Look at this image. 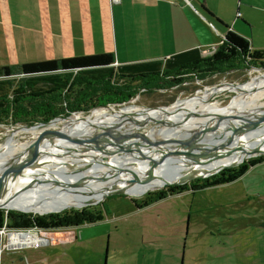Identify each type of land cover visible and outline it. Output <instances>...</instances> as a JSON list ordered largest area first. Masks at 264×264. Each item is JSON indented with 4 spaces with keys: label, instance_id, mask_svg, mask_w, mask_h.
Masks as SVG:
<instances>
[{
    "label": "rangeland",
    "instance_id": "1",
    "mask_svg": "<svg viewBox=\"0 0 264 264\" xmlns=\"http://www.w3.org/2000/svg\"><path fill=\"white\" fill-rule=\"evenodd\" d=\"M263 72L264 66L255 65L242 72L230 71L223 75L215 74L204 80L185 83L181 85L182 88L179 86L151 93L141 91L126 102L103 103L90 108L86 113L78 114L89 118L92 112L103 109L110 112L112 116H116L122 108L132 107V109L148 111L168 107L177 100L181 101L180 109H185L206 88L222 83L231 86L239 85ZM11 78L18 79L17 75ZM234 94L233 91L223 90L208 98V102L217 107H223L228 104ZM254 106L264 109V95L255 101ZM7 121L8 118L4 123ZM4 123H0V145L10 139L15 144L32 142L37 137L35 133L37 130L31 134L18 130L13 135L15 128L24 125L11 126ZM158 123L157 121L143 123L132 131L131 135L135 133L138 136L150 129H159ZM58 128L45 129L42 136L37 137L42 140L40 144L46 141V138L56 139L66 131L62 126ZM97 152L105 154L98 150L83 155V158L99 159ZM259 169H264V166ZM174 185L176 184H164L140 195H124L130 200L137 201L149 192ZM247 185L248 180L241 178L225 185L197 190L192 195L189 190H184L180 193L168 194L160 200L124 214H118L117 210L120 209L117 208L110 216L105 212H99L101 210L99 205L103 200L95 204L68 207L65 209L90 207L87 215L92 214L93 218L102 220L75 227L52 229L57 232L55 235L66 234L68 231L74 232L75 240L61 242L55 246L43 245L36 250H23L24 248L4 250L0 253V264H129L134 263L137 251L139 255L148 256L152 250L161 254L159 257L161 261L158 262L160 264H264V196L241 199L239 196L246 194ZM211 206L217 207L210 209ZM199 207L210 210L196 215L191 214L188 218V211L191 212Z\"/></svg>",
    "mask_w": 264,
    "mask_h": 264
},
{
    "label": "crops",
    "instance_id": "2",
    "mask_svg": "<svg viewBox=\"0 0 264 264\" xmlns=\"http://www.w3.org/2000/svg\"><path fill=\"white\" fill-rule=\"evenodd\" d=\"M228 30L264 49V0H0V66L104 52L113 53L114 66L191 48L208 55ZM262 166L234 180H248L241 199L264 196ZM150 252L137 251L129 264H160L161 254Z\"/></svg>",
    "mask_w": 264,
    "mask_h": 264
},
{
    "label": "trees",
    "instance_id": "3",
    "mask_svg": "<svg viewBox=\"0 0 264 264\" xmlns=\"http://www.w3.org/2000/svg\"><path fill=\"white\" fill-rule=\"evenodd\" d=\"M113 63V53L104 52L0 66V123L7 118L4 124L11 126L45 123L54 118H65L73 112L86 113L99 104L123 103L141 91H164L215 74L242 72L255 65L264 66V49H250L244 37L228 30L222 43L208 55H200L196 48H191L172 53L164 59L120 63L116 66ZM14 74L19 76L18 79L11 78ZM263 160L264 156L254 157L187 184L149 192L137 201L126 198L124 194L113 195L100 203L99 212L110 216L118 208L117 213L124 214L168 194L184 190L192 193L227 184ZM89 208L46 214L0 209V228L5 224L14 229L50 230L102 220L93 218L92 214L87 215Z\"/></svg>",
    "mask_w": 264,
    "mask_h": 264
},
{
    "label": "bare ground",
    "instance_id": "4",
    "mask_svg": "<svg viewBox=\"0 0 264 264\" xmlns=\"http://www.w3.org/2000/svg\"><path fill=\"white\" fill-rule=\"evenodd\" d=\"M223 90L235 92L228 104L223 107H217L215 104L208 102V98L215 96V94ZM263 95L264 72L247 79L239 85L231 86L222 83L218 86L206 88L185 109H180V106L182 107L181 101L177 100L168 107L155 108L148 111L126 107L120 109L116 116H112L110 112L98 109L92 112L89 118L83 117L77 112L66 119L53 120L40 128H15L12 132L13 135L18 130L27 131L30 134L37 130L35 133L38 138L42 136L45 129H55L62 126L66 131L56 139L46 138V141L34 147H31L33 141L15 144L11 139L7 140L0 145V173L11 161H26L34 155H38V160L64 156L76 163H83L89 173L100 180L98 184H93L91 180L83 176V173L80 172L78 174L70 170L72 174L59 177L52 182H36L27 193L26 198L17 202H9L6 205L31 211L48 212L75 204L84 205L87 202L97 201L102 192L115 186V182L106 179L114 177V175L119 173V170L128 167L129 161H141L144 165V156L147 155V151L141 150L127 158H118L110 161H104L101 158L86 160L83 158V155L98 150L103 151L105 154H112L117 149L124 148L125 144L136 139L131 136V132L146 122H159V129H150L144 133L150 135L147 141L155 146L161 144L157 141L158 138L163 140L186 138L196 127H200L199 134L208 135L204 138L208 143L220 145L221 141L233 137V142L237 146L240 144L248 148L247 146L254 142L253 139H264V124L259 123L256 128L246 130L242 134H237L236 131L242 126L240 121H246L245 125L248 124L247 116L251 117L252 120H257V118L264 116V109L254 106L255 101L259 100ZM234 97L235 99L233 100ZM220 127L224 128V132L217 138L216 129ZM214 130L216 132H213ZM208 131H211L212 134L208 133ZM99 134L106 135L109 141L100 139L98 137ZM78 140L85 142L86 145L78 146L76 144ZM101 142L105 144L103 145ZM22 150H25V153L19 154ZM142 151H146V153ZM224 159L230 160L229 158ZM225 162V160H219L209 164H198L190 167L182 164L161 166L157 170L156 175L149 177L141 183L137 182L135 187L129 188V194L140 195L147 190L158 188L172 180L183 179L193 173L211 171ZM63 164L65 165V163L59 162L57 166ZM129 175L131 173H126L122 176L127 179ZM79 180H86V185L83 186L85 188L72 185V182ZM118 183H123V181H119ZM95 185L96 188H94ZM98 188L102 189L98 190ZM19 240V237L15 235H12L9 239L11 243L19 242Z\"/></svg>",
    "mask_w": 264,
    "mask_h": 264
},
{
    "label": "water",
    "instance_id": "5",
    "mask_svg": "<svg viewBox=\"0 0 264 264\" xmlns=\"http://www.w3.org/2000/svg\"><path fill=\"white\" fill-rule=\"evenodd\" d=\"M218 118L221 119L220 117ZM55 119H63V118H54L45 123H37L34 125L21 126L18 128L44 126ZM246 119L248 124L245 125L246 121L245 122L240 121L242 126L241 128H238L240 129L239 131L237 129L236 131L237 134L240 133L242 134L245 133L246 130L256 128L259 125V123L264 124V116L262 118H257V120L256 119L252 120L251 117L249 116H247ZM199 130L200 127H196L195 130H193L189 134V136H186V138H181V139L163 140L161 138L160 139L158 138L157 141L161 143L159 146L150 144L147 141V138L150 135L140 134L136 136V134L133 133L131 136L133 137L136 136V139L128 144H125L124 148L121 147L112 154H101L97 152L99 158H101L104 161H110L118 158H127L128 156L134 155V153L139 152L141 150H146L147 153L146 151H142V152H145L147 155L144 156L145 158L144 165L142 164L141 161H129L128 167L119 170V173H121L120 175L118 173L117 175H114V177H109V179H106L115 182V186L102 192V194L99 195L97 201L87 202L84 205L98 203L104 200L105 198L113 195L129 194L130 193L129 188L135 187L137 182L141 183L146 179H148L149 177L156 175L157 170H159L161 166L182 164V165H187V167H190L192 165H198V164H209L211 162H215L219 160L226 161L225 163H222L221 166L211 171H206L205 173L202 172L193 173L183 179H176L167 183V184L178 185L180 183L191 181L195 178H201V177H206L208 175H212L223 168L237 166L250 157L264 155V145H263L264 139L263 140L253 139L254 142L249 144L247 146L248 148H245L244 145H240V144L237 146L233 142L234 141L233 137L221 141L220 145H213L211 143H208V141L204 139L208 135H202V134L200 135ZM216 130H217L216 137L219 138L221 134L224 132V128L220 127L219 129ZM216 130H214L213 132H216ZM208 133H211V131H208ZM98 137L103 141L104 140L109 141V138L106 135L99 134ZM41 141H42L41 139H37L36 137L34 141L31 143V147L39 145ZM76 144H78V146L86 145L85 142H82L80 140H78ZM24 151L25 150L20 151L19 154H24L25 153ZM224 158H229L231 161L226 160ZM59 162H63L65 163V165L63 164L57 166ZM70 170L77 172L78 174L80 172L83 173V176L91 180L93 184L99 183L100 179L93 177L83 163H76L73 160H70L64 156L38 160V155H34L31 159H28L26 161L20 160V162L19 161L9 162L8 165L4 168V170H2V172L0 173V208L6 210H17L21 212L46 213L40 211H31L21 208H15V207L7 206L6 204L9 202H17L18 200H22L26 198L27 193L33 188V185L36 182H52L54 181V179H57L62 176H66L67 174H72L70 173ZM126 173H131V175H129L127 179H125V177L122 176ZM85 181L86 180L74 181L72 182V185H76L79 188L81 187L85 188L83 187L84 185H86ZM119 181H123V183L119 184L118 183ZM94 188H96V185L94 186ZM100 189L102 188H98V190ZM80 206H82V204H75L72 206L64 207L62 209L60 208L48 212H59L68 207H80Z\"/></svg>",
    "mask_w": 264,
    "mask_h": 264
},
{
    "label": "built area",
    "instance_id": "6",
    "mask_svg": "<svg viewBox=\"0 0 264 264\" xmlns=\"http://www.w3.org/2000/svg\"><path fill=\"white\" fill-rule=\"evenodd\" d=\"M61 231L63 230L61 229ZM55 233L57 232H54L52 229L47 231L35 228L12 229L4 224L0 228V252L27 247L38 248L43 245H52L75 237L74 232L68 231L66 234L57 235H55ZM12 235L19 237V242L11 243L9 239Z\"/></svg>",
    "mask_w": 264,
    "mask_h": 264
}]
</instances>
